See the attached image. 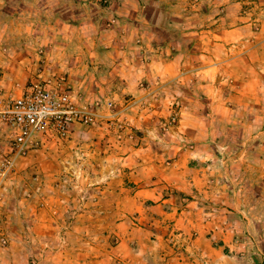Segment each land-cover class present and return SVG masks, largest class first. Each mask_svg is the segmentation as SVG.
Listing matches in <instances>:
<instances>
[{
	"label": "rangeland",
	"instance_id": "obj_1",
	"mask_svg": "<svg viewBox=\"0 0 264 264\" xmlns=\"http://www.w3.org/2000/svg\"><path fill=\"white\" fill-rule=\"evenodd\" d=\"M202 9H219L223 14L229 12L235 16L236 24H246V28L234 32L231 38L257 43L259 49L256 48L251 57L264 50V0H0V110L33 82L56 84L62 81L75 92L83 93L91 104L98 99L110 100L112 107L100 110L96 125L106 127L116 140H132L138 128L130 124L128 110L149 106L148 95L141 98L142 104L137 107L139 103H131L134 98L129 92L118 97H103L99 88L109 87L107 83L111 81L119 89H126L120 81L123 75L141 73L140 60L143 54L149 53L145 49H150L146 45L149 33L146 27L141 33L133 28L134 14L136 11L141 13L139 22L142 25L153 26L157 41L164 45L158 46L159 51H166L168 44L164 43L173 39L177 43L180 40L182 45L187 43L190 52L194 53L197 47L193 44L199 41L198 35L173 24L178 22L179 13H186L189 25H192L196 12ZM212 66L218 67L217 75L223 73L227 77L223 85L230 91V103H227L234 110L230 113L234 121L231 135L244 137L243 143L228 145L229 153L235 157L220 161L219 166L228 168L230 183L243 188L237 189L234 197L264 202V62H229ZM203 69L186 73L184 83L188 86L183 84L184 79H171L166 83L165 95L156 94L151 100L162 102L164 98L171 106H176L177 96L186 95L194 85L209 88L207 80L202 79L207 74L199 71ZM176 70H170V74ZM113 77L117 78L114 82ZM141 83L147 88L151 85L145 76L137 83L140 88ZM171 91H175V95L170 94ZM114 109H123V116H115H122L121 123L126 122L127 126H120L113 118L111 112ZM173 114L176 113L171 112L165 122ZM94 126H77L66 139L42 137L37 148L16 160L14 171L0 188V216L11 219L10 227L16 235L14 245L22 246L19 235L26 231L30 249L27 254L17 249L9 260L2 252L5 239H0V264H38L39 261L40 264H113L111 255L117 238L115 220L120 214L123 217L129 215L130 203L124 189L131 183L127 178L113 175L104 180L97 177L99 150L94 147L92 155H87V148L81 145L82 140L87 144L93 137L87 132ZM123 129V135L118 137ZM130 132L132 137H129ZM9 136L8 128L0 120V153L6 150ZM58 169L59 173L56 172ZM40 183L45 184L47 205H57L54 214L58 223L54 225H37L32 211L24 216L21 210L24 198H29L32 205L37 203L39 198L35 192ZM99 185H104L105 190H99ZM115 186L123 189L119 211L113 207L112 188ZM249 210L253 212L254 208ZM21 217L30 222L26 229L21 224ZM257 221L248 225L254 233L261 235V221ZM2 225L0 232L6 231ZM58 229L63 239H67L69 251L65 244L59 246L61 250L57 253L47 250L43 255L37 254L39 241L36 237L40 233L47 235L46 247L52 246V238ZM238 242V246L244 244L241 240Z\"/></svg>",
	"mask_w": 264,
	"mask_h": 264
},
{
	"label": "crops",
	"instance_id": "obj_2",
	"mask_svg": "<svg viewBox=\"0 0 264 264\" xmlns=\"http://www.w3.org/2000/svg\"><path fill=\"white\" fill-rule=\"evenodd\" d=\"M185 14L179 13L178 22L173 26L198 35L199 41L193 44L197 47L194 53L190 52L187 43L182 45L180 40L177 43L173 39L164 43L168 44L166 51H159L158 46L164 45L157 41L153 26L149 25V28L139 22L142 16L136 11L133 28L141 33L146 27L149 33L146 45L150 49H145L149 53L143 54L140 60L141 73L123 75L120 81L126 89H119L110 81L109 87L99 88V91L103 97H118L129 92L134 98L131 103H139L137 107L142 104L141 98L148 95L150 105H143L141 110L133 107L128 110L130 124L138 128L134 139L116 140L106 127L96 125L87 132L93 137L87 144L83 140L81 143L87 148V155H92L94 147L99 150L98 178L104 180L113 175L127 178L131 183L124 189L130 203L129 215L123 217L120 214L115 220L117 238L111 260L113 264H264V202L234 197L237 189L243 188L230 183L228 168L219 166L220 161L235 157L229 153L228 145L243 143L244 137L231 135L234 121L230 113L234 110L228 100L230 91L223 85L227 77L223 73L217 75L218 67L212 66L229 62H264V50L251 57L255 49H259L257 43L231 38L234 32L239 33L247 25L236 24L235 16L229 12L223 14L219 9H202L196 12L192 25ZM203 67L199 71L207 74L202 79L207 80L209 88L194 85L186 95L177 96L176 106H171L164 98L162 102L151 100L156 94L165 95L166 83L171 79H184L182 82L187 85L184 83L186 73ZM174 69L176 72L170 74ZM143 76L151 83L146 90L137 85ZM170 94L175 95V91ZM171 112L176 113V122L168 126L165 120ZM122 116L113 115V118L121 123ZM113 124L116 126V122ZM77 126L80 125L76 124L73 130ZM105 188L104 185L98 187L103 191ZM36 189L35 195L39 199L32 205L29 198H24L23 215L32 211L37 225L58 223L54 214L57 205L48 206L44 199L45 184L40 183ZM112 191L113 207L119 211L123 189L115 186ZM0 218V224L6 230L0 232V239L6 240L2 242L5 244L2 252L9 260L17 249L27 254L30 239L26 231L18 238L22 246L16 247L11 219ZM20 220L26 229L30 222L26 217ZM257 220L261 221V235L254 233L248 225ZM36 239L39 255L47 250L57 253L61 250L59 246L65 244L69 251L67 239H63L60 229L52 238V246L46 247L47 235L40 233ZM238 240L244 242L243 247L238 246Z\"/></svg>",
	"mask_w": 264,
	"mask_h": 264
},
{
	"label": "built area",
	"instance_id": "obj_3",
	"mask_svg": "<svg viewBox=\"0 0 264 264\" xmlns=\"http://www.w3.org/2000/svg\"><path fill=\"white\" fill-rule=\"evenodd\" d=\"M140 86L143 90L148 89L144 83ZM112 105L105 99L91 104L83 93L75 92L62 81L56 84L37 81L25 87L0 110V120L10 132L9 144L0 153V188L14 171L16 160L37 148L42 137L66 139L76 124L86 128L96 125L100 110ZM122 111L114 109L111 114L120 115ZM175 118L176 114H173L165 124L171 125ZM132 136L130 132L129 137ZM118 137H121L120 133Z\"/></svg>",
	"mask_w": 264,
	"mask_h": 264
}]
</instances>
